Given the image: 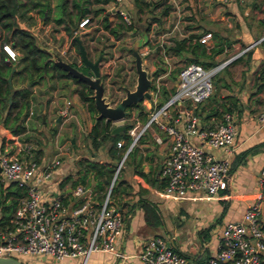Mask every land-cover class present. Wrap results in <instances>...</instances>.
Here are the masks:
<instances>
[{
    "label": "crops",
    "instance_id": "1",
    "mask_svg": "<svg viewBox=\"0 0 264 264\" xmlns=\"http://www.w3.org/2000/svg\"><path fill=\"white\" fill-rule=\"evenodd\" d=\"M18 1H22L24 4L27 2V0ZM136 1L140 2L142 0H126L125 7H129L132 2L136 5ZM195 2L198 5L196 7L198 15L203 17L200 24H203L206 29L198 34L187 33L194 31L195 28L188 29L186 32L179 30L177 31L179 37L173 38V42H170L168 37L169 34H173L175 24L169 29L157 33L156 29L152 28L156 22L152 21L145 42H143L139 51L145 54L142 61L146 57L150 60L155 59L159 63L156 66L151 61L147 66L149 71L160 68V71L157 69V74L153 76L159 86L157 94L151 96L154 103H160L171 91L175 82L176 78H172V75L167 72L170 68L169 59L172 56L177 57L180 52L187 57L195 54L198 59L208 61L209 64L207 65L216 62L215 59L218 56H230L225 65L231 66L235 75H227L228 78L224 80L219 78L213 80L212 86L216 91L211 92L205 100L197 104L196 112L201 125L213 124L219 120L217 114L213 113V108L220 109L222 102L223 104H228L226 101L230 103L228 104L230 107L229 112L236 128L233 148L227 154L231 164V179L226 188L220 189L216 193H208L204 190L187 191L181 195L165 193L162 190L163 179L159 173V166L168 153V139L155 123H151L140 133L138 140L128 151L124 160V163H126L125 170L115 180L116 182L118 180L122 182L117 185L112 199L124 215L122 229L116 236L115 245L127 256L117 258L109 252L96 250L86 256L83 264H144L138 258L137 253L141 249L142 241L153 235L165 237L169 244L184 254L188 260L202 262L207 256L215 252L218 235L223 223L229 219H237L245 204L254 198L261 188H264L262 185V175H264V122H259L255 117L259 106L264 101V73L259 74L260 67L264 66V38L259 40V44L258 41L254 42L264 35V0H230L227 3H219L216 0H196ZM44 3L45 0H32V5H35L36 9L38 5L41 6ZM242 9L245 13L241 12ZM166 13L167 11L164 15ZM38 14V12L32 13L25 10L18 11L14 15L16 19L28 20L29 16ZM110 14L112 16L115 12ZM229 18L234 21V32H232L235 34L234 38L236 39L232 42L227 41L226 45V36L218 35L211 28H215L216 22L219 24L226 22L230 25L227 21ZM193 20L192 17L190 22H193ZM102 23L106 22L103 20ZM207 30L211 32V35L207 43H201L205 46L204 54L198 52L200 44L194 48V54L190 50L186 51L184 49L177 53L172 51L173 49L177 50L182 43V39H184L183 43L185 44H194L198 40L197 37ZM190 35L193 36L189 37ZM159 43L165 46V53L161 52ZM239 43L243 45L239 50L236 49L237 51L231 54L225 52L231 48L230 46L236 48ZM221 44L223 46L220 50H211V47H217ZM249 44H251L249 46L251 49H248V47L244 49ZM163 53L165 57L162 56ZM77 59V56H74L71 61L76 62L78 65L81 60ZM161 75H165V77L160 80ZM63 78V82L66 83L65 87L67 85L71 87L74 83L71 78ZM162 80L165 84L169 82V87L161 85ZM36 85L37 83L31 88L30 103L27 114L23 119L25 129L20 133L13 134L12 139L5 141L4 145L7 144L15 148L21 142L30 143L33 153L41 157H46L43 153L48 150V147H50L49 150H52L48 154L50 156L56 151L58 145L66 146V152L62 157L72 147L69 153L74 157L73 163L62 160L55 170V177L59 179L67 174L70 175L66 182L58 185L67 190L72 179L82 176V170L75 164V159L79 155H85L97 160L108 161L110 159L101 158L99 152L102 148L104 154H107L106 147L104 148L106 144L92 147L88 136L85 135L84 138V132L87 133L93 123L94 113L87 108L85 102L76 94V91H73L71 99H68V115L65 116L59 115L57 109L63 106L66 100L64 99L59 106L54 107L53 100L47 101L44 91V93H37ZM143 102L147 109L139 110L138 115L140 118L145 119L151 102L146 97L143 98ZM29 110H31L30 113ZM133 114L131 113L127 118H134V123H130L136 126V115L133 116ZM57 115H59L58 118H56ZM67 117L70 118V123H66L65 127L71 135L65 137V140L60 143L55 138L53 143L35 144L36 142L30 141L34 138L29 137L28 134L24 136V140L20 137L27 132H33L36 135L44 133L43 136L47 138L57 127L62 126ZM122 120V118L115 121L110 120V124L112 127L116 124L123 125ZM47 127L50 129L48 132L45 131ZM2 133L3 130L0 129V135ZM8 135L9 133L6 132L5 136L8 137ZM156 136L160 137V141L155 139ZM193 138L195 139V137ZM66 139L68 143L64 142ZM83 142L88 147H85L86 152H89L88 154H80L77 147L73 148L74 144L78 145ZM202 147L214 157L226 155V152L220 148L205 143H202ZM111 162L113 166L114 162ZM138 170L142 171L143 174L137 172ZM85 184L92 188L95 198L98 192L102 195L106 185L105 183L102 189H97L94 186L95 178L90 171L85 174ZM122 185H126L125 192L121 190ZM20 255L21 258L19 259L27 264H81L80 256L54 258L50 254L20 253Z\"/></svg>",
    "mask_w": 264,
    "mask_h": 264
},
{
    "label": "built area",
    "instance_id": "2",
    "mask_svg": "<svg viewBox=\"0 0 264 264\" xmlns=\"http://www.w3.org/2000/svg\"><path fill=\"white\" fill-rule=\"evenodd\" d=\"M125 1L108 0L107 11L115 12L122 22L129 23ZM216 1L227 3L230 0ZM87 21L88 16H82L77 25L83 26ZM210 35L209 30L203 31L197 39L207 43ZM262 38L264 35L254 42ZM159 46L165 53V46L161 43ZM0 50L7 61L16 60L17 51L8 41H0ZM229 58L207 66L197 61L183 64L171 91L160 103L151 99L159 90L158 82L152 78L151 103L142 128L155 123L167 136L168 153L159 166L165 193L181 195L194 190L216 193L226 188L231 179L227 154L233 148L236 128L230 112H223L218 121L207 125L200 124L196 112L197 104L211 93L212 76ZM68 103L66 100L57 109L59 115L68 113ZM255 117L264 122V101ZM135 127L131 125L127 129L130 135L127 144L123 145L121 138L115 141L119 154L98 199L92 188L84 183L76 182L67 190L58 186L62 178L55 177V170L66 146L58 145L48 157L36 156L31 144L26 142L15 148L7 144L0 146V178L25 187V195L13 210L11 226L0 227V255L80 256L81 264L96 250L109 252L117 258L126 257L127 254L115 245L124 215L113 202L111 190L128 151L140 135L141 131L136 132ZM155 139L160 141L159 136ZM202 143L220 148L226 155L214 157L203 149ZM137 256L144 264H264V188L245 204L237 219L223 223L215 252L202 262L188 260L161 235L144 239Z\"/></svg>",
    "mask_w": 264,
    "mask_h": 264
},
{
    "label": "rangeland",
    "instance_id": "3",
    "mask_svg": "<svg viewBox=\"0 0 264 264\" xmlns=\"http://www.w3.org/2000/svg\"><path fill=\"white\" fill-rule=\"evenodd\" d=\"M60 0H45V3H48V8L44 11L43 14L36 10L35 5H32V0H27L26 4H23L21 7L15 9L14 14L18 13V11H25L28 10L32 13L38 12V15L29 16L28 20H21L20 18L17 20L16 23L19 26H23L29 29L31 33L34 35L36 43L41 46L51 50L52 53L59 56L61 59L70 62L72 57H76L79 59V55H77L75 50L76 44L71 42V35L69 30H65L62 23H57L54 20L60 13V9L58 6ZM78 2L82 3L85 7H87L88 12L85 13L84 16H88V21L83 26L77 25V18L73 15L71 16L74 19L77 27L73 29V33L77 34L84 45L86 55L88 58L94 60L96 57H99V71H100V80L103 84V95L105 99L108 101L109 104L113 105L116 103L120 97L124 94V88H133L135 83V76L136 72L134 70V63H133V48L140 52V47L142 46V42L138 44L137 41L143 40L146 37L148 30L150 29V23L155 21L156 24L152 28H155L157 33L163 30L169 29L172 25L175 24L173 34H169V41L173 42V38L179 37L177 31H184L186 32L188 29H194V31H189V34H198L202 30L206 29L203 24L201 23L202 16L198 15V7L196 0H142L149 2L148 4L144 5L141 3L140 8L138 9L137 6L132 2V4L127 7L128 16L130 19L131 26H126L120 17L115 13L111 16V12L107 11L108 4L106 3H99L93 2V0H77ZM201 2V1H199ZM24 3V2H23ZM71 0H67V5H71ZM40 6V5H38ZM166 7L165 12L167 13L164 15L165 12H161L163 8ZM99 8V9H97ZM194 8V9H193ZM94 9H97L96 12H93ZM75 9H73L74 11ZM244 12V9L241 11ZM114 13V12H113ZM168 14V16H167ZM15 17V15H13ZM105 16V18H104ZM165 16V17H164ZM167 16V17H166ZM64 18V16L62 15ZM194 18L193 22H190L191 18ZM107 23V27L103 26L102 21ZM198 21V22H197ZM230 25L226 22L219 24L218 22L215 23V28H211L212 31L218 33V35H225V43L227 45V41L232 42L236 38H234V21L229 18L227 20ZM64 23V22H63ZM120 23V25H118ZM193 23H195L193 25ZM219 24V25H218ZM110 27L116 28L115 32H111L109 30ZM214 29V30H213ZM228 31V33H227ZM230 31V32H229ZM233 31V32H232ZM216 38V37H215ZM214 39V38H213ZM145 42V41H144ZM257 42V41H256ZM260 41H258L259 44ZM263 42V41H262ZM137 43V45H136ZM243 45L241 43L237 44V47L231 48L225 52L233 53L234 51L239 50ZM237 49V50H236ZM248 49L249 48L248 46ZM141 53V52H140ZM145 55V54H144ZM227 56V55H226ZM226 56H218L215 60L216 62L222 61ZM144 56H142L143 58ZM182 52L178 53L177 57H173L169 59L170 68L167 71L171 75H174V79L176 78L178 69L185 63L189 62L186 59ZM141 58V65L142 67L147 69L148 63L153 61L155 65H159L157 60H150V58H144L142 61ZM77 59V60H78ZM74 62V61H73ZM76 63V62H75ZM77 64V63H76ZM156 69V68H155ZM160 71V68H157ZM156 69V70H157ZM148 70V69H147ZM154 70V69H153ZM231 70V71H230ZM149 71V70H148ZM158 71V70H157ZM235 75L234 71H232V67L228 65H223L219 68L214 75L212 76L213 80H217L218 78L221 80L227 79V75ZM154 76V75H153ZM165 77V75H161L159 78ZM18 79H16V83ZM63 77H45L44 79H40V81L36 85L37 93L45 92L44 95L47 101L53 100L52 103L54 107L59 106L62 101L71 99V94L73 91H76L77 85L75 83L72 84L71 87L63 82ZM161 85H166L169 87L170 83L167 82L165 84L164 80H162ZM216 89L212 86L211 92L214 93ZM43 92V93H44ZM77 94V93H76ZM136 107V110H135ZM68 109V108H67ZM142 109H147L145 104L140 101L139 105L130 106L128 107V112L122 118V122H131L134 123V118H127L128 115L133 114L136 115V132L145 130L142 128L144 123V118H140L138 115V111ZM39 110V109H38ZM70 111V110H69ZM136 113V114H135ZM68 115V114H66ZM65 115V116H66ZM66 123H70V118L68 117L64 120L61 127H57L54 132H50L49 136L45 138L43 134L38 133L36 135L33 132H27L23 134L21 137L24 140V136L26 134L29 137H33L30 141L36 142L35 144H49L53 143L55 138L56 141L60 143L61 141L65 140V137L70 136V132H68L67 127H65ZM133 125V124H132ZM141 128L143 130H141ZM45 131H50L49 127L45 128ZM140 132V133H141ZM86 133L84 132L83 136L85 138ZM139 138V137H138ZM68 143V140L64 141ZM70 147V146H69ZM78 148V153L80 154H88L85 150V142L79 143L78 145H73V148ZM107 148V143L104 148ZM46 150L43 155L49 156L48 154L52 151ZM88 148V147H86ZM70 147L62 157V160L65 162L73 161V156L69 153L71 150ZM99 152L101 153L100 157L103 159H111L109 155L104 154V150L100 148ZM99 155V153H98ZM114 162V160H113ZM73 163V162H72ZM125 164L120 169L119 174L117 175L116 180L125 170ZM106 186V185H105ZM105 189V187H104ZM17 258H21L20 254H14ZM28 261V260H27Z\"/></svg>",
    "mask_w": 264,
    "mask_h": 264
},
{
    "label": "trees",
    "instance_id": "4",
    "mask_svg": "<svg viewBox=\"0 0 264 264\" xmlns=\"http://www.w3.org/2000/svg\"><path fill=\"white\" fill-rule=\"evenodd\" d=\"M93 2L106 3L108 0H93ZM148 4L147 1H136V6L139 9L140 5ZM24 3L18 0H0V41H8L13 48L17 51V58L15 61H7L4 58L3 52L0 50V129L3 133L0 135V146L5 141H10L13 134L22 132L25 129L23 119L27 114L28 106L30 103L31 88L34 84L38 83L40 79L45 77H68L77 85L75 88L78 97L85 102L87 108L94 114L96 109L93 105L91 93L92 89L82 80L70 75L66 70L59 67L52 59L50 53L43 47L36 43L34 35L28 28L19 26L16 23V18L13 16L15 9L21 7ZM71 5H67V0H60L58 3L60 13L54 17L55 22L62 23L65 30L70 28L75 29L77 27L72 15L77 19L84 16L88 12L80 1L71 0ZM48 8V3H44L38 6L36 10L41 14ZM73 9H75L73 11ZM99 9V8H97ZM94 9L93 12H96ZM166 7L162 9V13L165 12ZM64 16V18L62 17ZM89 18V17H88ZM64 22V23H63ZM77 22V20H76ZM124 23V22H123ZM130 27L131 23H124ZM120 25V23H118ZM103 26L107 27V23H103ZM116 28L110 27L111 32H115ZM193 35H190L191 37ZM182 43L178 46L174 52H179L184 49L190 50L194 54L195 47L200 44L199 54L205 53V46L200 41L196 40L194 44L188 45ZM71 42L76 44L75 40L71 39ZM222 44L217 47H211V50L218 51L222 48ZM156 49V48H155ZM169 49V48H168ZM75 52L79 55L77 45L75 46ZM198 54V53H197ZM80 59V58H79ZM187 60L197 61L202 65L209 64L208 61L198 59L196 55L188 56ZM81 62V61H80ZM70 63L76 66L78 69L86 72L87 67L82 64H76L73 61ZM157 70H154V74H157ZM264 73V66L260 67L259 74ZM174 75H172V78ZM18 79L17 83L15 82ZM226 103L230 104L228 101ZM223 104L221 108H213V113L217 114L220 118L223 112H229V105ZM94 117V116H93ZM130 122L123 124L122 131H112V126L109 119L102 117H94L93 123L87 131L86 135L89 138L90 146L98 147L103 143H107V154L111 158L110 160H97L85 155H79L75 159V164L82 170V176L72 179L70 184L73 185L76 182L85 184V174L87 171L92 172V176L95 178L94 186L97 189H102L103 185L107 183L112 171V162L118 156L117 147L115 141L119 138L123 140V145L127 144L130 140V135L127 129L131 127ZM8 132V137L5 133ZM138 140V139H137ZM113 159V160H112ZM231 165V164H230ZM231 168V166L229 167ZM264 170V167H263ZM143 174L142 171H137ZM69 174L62 177L60 184L66 182L69 179ZM122 181H115L111 190L112 198L113 192L117 189V185ZM262 185L264 186V175H262ZM123 192L126 191V185L121 186ZM25 195V187L19 186L12 181H3L0 178V227L8 228L11 226V217L13 210L18 203L19 199ZM101 193H96V199L100 197Z\"/></svg>",
    "mask_w": 264,
    "mask_h": 264
},
{
    "label": "water",
    "instance_id": "5",
    "mask_svg": "<svg viewBox=\"0 0 264 264\" xmlns=\"http://www.w3.org/2000/svg\"><path fill=\"white\" fill-rule=\"evenodd\" d=\"M69 33L71 38L75 40L77 45V50L79 53V58L83 65L88 69L86 72L78 69L76 66L72 65L70 62L61 59L56 54L52 53L51 50L45 48L51 55V59L62 69L66 70L70 75L84 81L91 89L93 105L96 109V114L94 117H102L104 119H109L115 121L121 119L128 112V107L136 106L140 104V101L146 97H150L149 88L152 83V78L154 75V70L147 71L141 65V58L144 54L138 52L133 48V63L134 70L136 72L135 83L133 88H124V94L119 100L113 105L109 104L103 95V84L100 80V71L98 68L99 57L94 60L88 58L84 45L82 44L79 36L73 33V29L70 28ZM145 39L137 41L138 44L143 43ZM137 45V43H136ZM57 115L56 118H58ZM124 126L122 124H116L112 127V131L119 132L122 131ZM0 264H27L21 259L14 255H0Z\"/></svg>",
    "mask_w": 264,
    "mask_h": 264
}]
</instances>
